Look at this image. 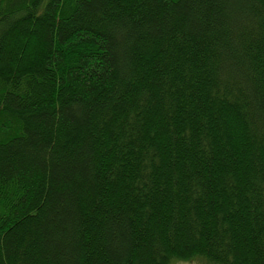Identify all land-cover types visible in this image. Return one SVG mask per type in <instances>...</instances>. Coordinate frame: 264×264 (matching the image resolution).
Returning a JSON list of instances; mask_svg holds the SVG:
<instances>
[{
  "label": "trees",
  "instance_id": "trees-1",
  "mask_svg": "<svg viewBox=\"0 0 264 264\" xmlns=\"http://www.w3.org/2000/svg\"><path fill=\"white\" fill-rule=\"evenodd\" d=\"M264 264V0H0V264Z\"/></svg>",
  "mask_w": 264,
  "mask_h": 264
},
{
  "label": "rangeland",
  "instance_id": "rangeland-1",
  "mask_svg": "<svg viewBox=\"0 0 264 264\" xmlns=\"http://www.w3.org/2000/svg\"><path fill=\"white\" fill-rule=\"evenodd\" d=\"M171 264H205L204 262H202V260L200 259H195L194 261H191V262H176V261H173Z\"/></svg>",
  "mask_w": 264,
  "mask_h": 264
}]
</instances>
